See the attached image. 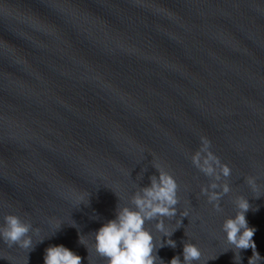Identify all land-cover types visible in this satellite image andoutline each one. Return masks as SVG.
Instances as JSON below:
<instances>
[{"label":"water","instance_id":"95a60500","mask_svg":"<svg viewBox=\"0 0 264 264\" xmlns=\"http://www.w3.org/2000/svg\"><path fill=\"white\" fill-rule=\"evenodd\" d=\"M202 136L230 169L220 212L192 162ZM160 171L189 211L171 237L146 222L162 264L188 242L194 264H249L221 230L239 197L264 264V0H0V225L39 229L32 250L0 241V264H44L57 245L107 264L94 232Z\"/></svg>","mask_w":264,"mask_h":264},{"label":"clouds","instance_id":"9594fccd","mask_svg":"<svg viewBox=\"0 0 264 264\" xmlns=\"http://www.w3.org/2000/svg\"><path fill=\"white\" fill-rule=\"evenodd\" d=\"M201 148L192 156L193 164L206 176L213 179L207 187L201 188V195L207 197L209 204H212L216 212L221 211L218 201L222 194H227L230 189L227 184H221L223 178L230 175L227 165H220L219 161L208 151L211 142L206 137L200 138ZM202 154H206L203 158ZM202 161V162H201ZM252 190L258 191L256 181L250 178L248 181ZM178 185L175 179L167 173L160 171L159 176H154L147 187L135 192L130 200V206L118 207L115 218L103 223L94 232L95 252L103 257L107 264H162L155 253L158 247L153 233L145 227L146 222L155 221V230L163 237H171L182 225V220L189 217V211H178L180 200L177 194ZM89 193L73 192L72 200L74 205L89 204ZM258 195L257 197H259ZM235 206L237 211L234 216L226 218L222 224V232L225 234L226 243L238 249L235 258L240 250L251 248L253 256L262 259L256 252V245L253 236L256 229L249 227L246 213L250 205L247 198L239 197ZM174 227H170L165 220L177 217ZM72 226L75 227L74 222ZM171 228V230H170ZM39 234V229L33 230L32 224L23 221L17 215H6L3 224L0 225V241L8 247L13 245L24 250H32V235ZM43 240H40L42 242ZM81 243V237H80ZM175 247L172 239L159 242V247ZM253 256L249 264H254ZM201 258L200 248L191 242L184 245L183 261L179 256L171 259L170 264H194ZM82 258L63 245L50 246L45 250L44 264H81ZM240 262V255H239Z\"/></svg>","mask_w":264,"mask_h":264}]
</instances>
